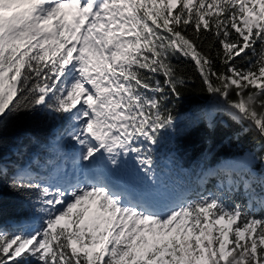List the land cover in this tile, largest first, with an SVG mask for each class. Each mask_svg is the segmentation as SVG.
I'll use <instances>...</instances> for the list:
<instances>
[{
	"label": "snow or ice",
	"instance_id": "snow-or-ice-1",
	"mask_svg": "<svg viewBox=\"0 0 264 264\" xmlns=\"http://www.w3.org/2000/svg\"><path fill=\"white\" fill-rule=\"evenodd\" d=\"M194 93L260 145L220 166V195L189 198L157 173ZM20 115L63 122L49 150L70 173L20 163L34 138L4 156ZM5 182L32 221L0 224V264H264V0H0Z\"/></svg>",
	"mask_w": 264,
	"mask_h": 264
},
{
	"label": "trees",
	"instance_id": "trees-1",
	"mask_svg": "<svg viewBox=\"0 0 264 264\" xmlns=\"http://www.w3.org/2000/svg\"><path fill=\"white\" fill-rule=\"evenodd\" d=\"M182 67L189 74H194L192 66L184 64ZM208 113L217 125L215 131L208 127ZM173 114L176 117V129L165 136L157 153V173L162 172V178L173 184L178 191L187 189L185 196L189 198L213 192L220 195L226 189L215 187L217 171L206 177L202 172L225 162L239 163L244 154L260 148L256 138L252 133H241L236 139L235 134L239 129L227 116L212 107L210 98L206 95H187ZM61 127L62 122L24 115L8 121L3 133L4 156L15 159L12 153L17 145L21 142L28 144L29 138H34L32 146L25 150L27 154L19 162L26 164L30 159L39 161L41 165H45L39 170L46 175L57 162L56 155L49 150L48 140ZM256 171H259L258 166ZM256 192L260 193L258 185ZM234 198L241 204L246 203L242 189ZM227 200L232 202V197ZM257 215H264V210L257 208ZM31 221L25 200L9 192L5 182L0 193V224L15 231L18 228L27 229Z\"/></svg>",
	"mask_w": 264,
	"mask_h": 264
},
{
	"label": "rangeland",
	"instance_id": "rangeland-1",
	"mask_svg": "<svg viewBox=\"0 0 264 264\" xmlns=\"http://www.w3.org/2000/svg\"><path fill=\"white\" fill-rule=\"evenodd\" d=\"M63 123V122H62ZM53 137H54V134L49 138V140H48V143H49V146L51 145V143H52V141H53ZM70 147V146H69ZM66 152L67 153H71L70 151H68V150H66ZM60 159H58V163L55 165V167L56 166H62V164L60 163ZM224 163H221V164H219V165H217V166H215L212 170L211 169H207V170H204L203 172H202V174L204 175V173L205 172H209V170H211V173H214L215 171H217V175H216V183H215V187H217L218 189H227V184H226V180H227V177L226 176H224L223 175V173H220L219 171H218V169L220 168V166L221 165H223ZM238 164V163H237ZM55 167H53V169L55 168ZM52 169V170H53ZM70 173V172H69ZM219 176H222L221 177V179H219ZM218 177V178H217ZM237 177L236 176H233V179H236ZM223 184V188H221L220 186ZM178 191V190H177ZM179 192H182L184 195H185V193H186V191H185V189L184 190H181V191H179ZM256 194L257 195H259L258 194V192H256ZM246 198V197H245ZM246 203H247V199H246ZM28 227H29V225H28ZM27 227V228H28Z\"/></svg>",
	"mask_w": 264,
	"mask_h": 264
}]
</instances>
